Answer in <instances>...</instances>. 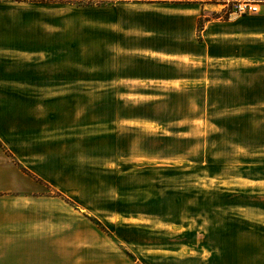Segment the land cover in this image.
I'll return each instance as SVG.
<instances>
[{
  "label": "rangeland",
  "instance_id": "374dc122",
  "mask_svg": "<svg viewBox=\"0 0 264 264\" xmlns=\"http://www.w3.org/2000/svg\"><path fill=\"white\" fill-rule=\"evenodd\" d=\"M239 2L222 16L249 0ZM69 25L52 77L44 66L0 77V113L11 114L1 131L37 134L23 168L47 187V199L32 204L36 225L21 226L4 264H240L252 227L238 206L264 198L240 183L264 179L252 121L205 111L203 93L188 83L107 77L99 66L107 51L95 56L90 28Z\"/></svg>",
  "mask_w": 264,
  "mask_h": 264
},
{
  "label": "crops",
  "instance_id": "0c3cea01",
  "mask_svg": "<svg viewBox=\"0 0 264 264\" xmlns=\"http://www.w3.org/2000/svg\"><path fill=\"white\" fill-rule=\"evenodd\" d=\"M239 1L0 0V77H30V66H44L52 77L53 50L68 49L70 20L78 22L79 29L90 28L95 56L107 51V61H99L107 77H155L175 88L188 83L190 93H203L205 111L252 121L253 153L264 155V0H249L257 3L256 14L224 18L221 13ZM62 5L75 9L71 15L54 11ZM39 6L52 9L37 13ZM10 116L0 113V121ZM33 132L0 128V264L8 243L20 240L21 226L36 225L32 204L47 199V187L23 168L36 153ZM240 183L264 194V179ZM238 208L252 227V249L240 251V264H264V198Z\"/></svg>",
  "mask_w": 264,
  "mask_h": 264
},
{
  "label": "built area",
  "instance_id": "2783aa9c",
  "mask_svg": "<svg viewBox=\"0 0 264 264\" xmlns=\"http://www.w3.org/2000/svg\"><path fill=\"white\" fill-rule=\"evenodd\" d=\"M249 2H243L238 5L234 10L231 11L230 18L233 16H240L245 14H256L259 12V7L257 3H252L253 5H249Z\"/></svg>",
  "mask_w": 264,
  "mask_h": 264
},
{
  "label": "trees",
  "instance_id": "16d2710c",
  "mask_svg": "<svg viewBox=\"0 0 264 264\" xmlns=\"http://www.w3.org/2000/svg\"><path fill=\"white\" fill-rule=\"evenodd\" d=\"M25 172H27L25 169H24Z\"/></svg>",
  "mask_w": 264,
  "mask_h": 264
}]
</instances>
